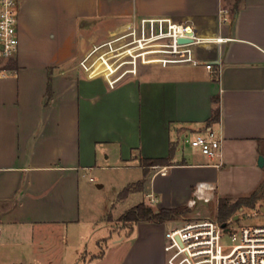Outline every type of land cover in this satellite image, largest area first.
<instances>
[{"label":"crops","instance_id":"0c3cea01","mask_svg":"<svg viewBox=\"0 0 264 264\" xmlns=\"http://www.w3.org/2000/svg\"><path fill=\"white\" fill-rule=\"evenodd\" d=\"M18 1L19 49L14 65L11 58L0 65V264H166L165 233L157 242L151 226L134 224L128 241L104 245L100 237L85 249L83 186L112 158L144 170L142 189L154 193L155 208L188 205L200 182L219 199L262 185L264 0H239L225 23L223 0ZM142 15L228 39L199 45L197 66H145L115 88L88 78L80 57ZM209 129L222 139L220 156L187 158L182 137ZM123 245L125 254L110 255Z\"/></svg>","mask_w":264,"mask_h":264},{"label":"built area","instance_id":"2783aa9c","mask_svg":"<svg viewBox=\"0 0 264 264\" xmlns=\"http://www.w3.org/2000/svg\"><path fill=\"white\" fill-rule=\"evenodd\" d=\"M220 14L222 23L230 20L227 9L222 8ZM19 31V1L0 0L1 58L16 55ZM227 39L201 37L192 23L169 16H133L106 38L94 42L80 57L79 66L88 78H101L109 88H115L138 77L145 66L200 65L199 45ZM205 66L209 71L214 69L212 63ZM187 141L209 158L220 156L222 139L213 129L193 135ZM214 189L206 182L196 184L188 206L194 207L199 199L208 200V192ZM147 197L149 205L157 203L154 193H147ZM226 223L223 227L220 220L200 215L169 226L165 232L166 264H264V225L232 229Z\"/></svg>","mask_w":264,"mask_h":264},{"label":"rangeland","instance_id":"374dc122","mask_svg":"<svg viewBox=\"0 0 264 264\" xmlns=\"http://www.w3.org/2000/svg\"><path fill=\"white\" fill-rule=\"evenodd\" d=\"M53 20L54 18L50 19L47 25H52ZM40 48L42 47L40 46ZM10 60H13V58ZM4 61L6 59L0 57V65ZM192 137L191 135L182 137L181 146L183 147L184 155L190 158L193 154L196 155L198 153L207 157L202 154L199 148L193 147L187 141V138L190 139ZM107 165L108 167L90 171L83 186L85 189L83 199L84 225L87 226L89 224L88 218L91 220V227L86 240L87 245L85 246L88 251L96 249L95 241L100 237H106L104 241L107 243L104 245H109V243L121 239H123V242L128 241L130 227L134 224L153 227L152 234L154 232L155 241L158 242L169 226L178 224L185 218L203 215L220 220L218 212L220 200L214 193H211L208 200L199 199L197 204L191 207L190 212L176 219L163 223L147 220L127 221L124 219V214L129 209L139 202H144L147 205L150 203L143 189L139 185H135L143 177L144 170L138 167L136 163L120 162L115 158L110 159ZM262 169L264 171V167ZM99 184L103 186L99 187ZM262 184H264V179ZM155 206L156 204L152 207L155 209ZM235 216H238V218H235ZM226 222L232 229L242 226L264 225V196L253 207L245 206L237 209L233 217L227 219ZM225 241L228 242L229 240L226 239ZM109 247L112 248L111 245ZM105 249L107 248L105 247ZM111 250L109 251L110 255L117 252L121 256L129 250V245H123L118 250L116 248Z\"/></svg>","mask_w":264,"mask_h":264},{"label":"trees","instance_id":"16d2710c","mask_svg":"<svg viewBox=\"0 0 264 264\" xmlns=\"http://www.w3.org/2000/svg\"><path fill=\"white\" fill-rule=\"evenodd\" d=\"M238 1L239 0H223L222 8L227 9L229 13V17L236 15L238 10ZM9 66L14 65V61L10 60L8 62ZM50 87V86H49ZM216 103H219V98H216ZM220 110L219 107L214 109V120L219 118ZM164 159H142V165H157L165 163ZM147 171V170H146ZM146 179H142L139 182L135 183V185H139L140 188H143ZM131 189V188H130ZM264 196V184H262L259 188L254 190L249 195L240 196L235 200L229 197H221L219 200V217L221 222H226L227 219L232 218L234 212L245 206L253 207L262 197ZM191 211V207L188 205H180L177 207H161V208H153L150 205L145 204L144 202H139L131 209H129L124 214V219L127 221H154L158 223H163L168 220H173L182 216Z\"/></svg>","mask_w":264,"mask_h":264},{"label":"water","instance_id":"95a60500","mask_svg":"<svg viewBox=\"0 0 264 264\" xmlns=\"http://www.w3.org/2000/svg\"><path fill=\"white\" fill-rule=\"evenodd\" d=\"M237 11H238V10H237ZM181 41H182V42H188L189 40H187V39H181ZM258 164H259L260 167H263V166H264V155H260V156H259ZM235 218H238V216H235ZM222 226H223V227H226V226H227V223L224 222V223L222 224Z\"/></svg>","mask_w":264,"mask_h":264}]
</instances>
